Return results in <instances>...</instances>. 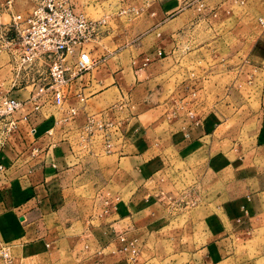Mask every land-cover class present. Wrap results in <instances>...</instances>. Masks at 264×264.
I'll return each mask as SVG.
<instances>
[{
  "label": "crops",
  "instance_id": "crops-1",
  "mask_svg": "<svg viewBox=\"0 0 264 264\" xmlns=\"http://www.w3.org/2000/svg\"><path fill=\"white\" fill-rule=\"evenodd\" d=\"M19 1L13 12L33 5ZM95 6L103 13L87 17L105 22L86 46L99 62L68 84L61 105L19 107L0 142V246L9 244L17 264H58L65 252L83 253L79 264H121L123 238L158 247L149 238L172 219L159 190L184 179L198 190L199 213L218 209L185 220L191 239L195 221L205 264H264V250L241 258L233 244L264 216V163L251 159L264 157V0ZM29 88L6 93L24 98ZM70 104L76 111L64 118ZM80 237L86 244L70 243Z\"/></svg>",
  "mask_w": 264,
  "mask_h": 264
},
{
  "label": "built area",
  "instance_id": "built-area-1",
  "mask_svg": "<svg viewBox=\"0 0 264 264\" xmlns=\"http://www.w3.org/2000/svg\"><path fill=\"white\" fill-rule=\"evenodd\" d=\"M2 5L9 18L0 20V54L6 58L12 80L0 93V142L15 129L13 113L19 107L28 103L36 109L45 100L61 105L68 84L99 62L100 58L90 55L86 42L105 22L104 17H87L70 0H33L26 12H13L12 0H3ZM258 23L264 28L263 18H258ZM24 84L30 85L26 97L6 93ZM75 111L70 104L64 118ZM104 143L108 145L107 140ZM3 174L0 162V180ZM0 264H16L7 245L0 246Z\"/></svg>",
  "mask_w": 264,
  "mask_h": 264
},
{
  "label": "rangeland",
  "instance_id": "rangeland-1",
  "mask_svg": "<svg viewBox=\"0 0 264 264\" xmlns=\"http://www.w3.org/2000/svg\"><path fill=\"white\" fill-rule=\"evenodd\" d=\"M92 2H96V0H88L89 4L87 3L86 7L84 8L78 6L74 8L82 11L84 14H88L94 17L102 14L103 12L97 6H95V8L90 7V4ZM19 3L24 4V0L19 1ZM2 18L4 20L8 19L7 15L5 14H3ZM88 44L89 43H86V45ZM0 56H3V54H0ZM3 62L4 61L0 60V93H3L5 91L12 80L10 79L11 76L7 71L8 65ZM250 107L251 109H253L252 104H250ZM241 119L242 122L245 120L242 117ZM252 131L253 130L251 128L246 129L245 126L241 125L240 132L242 135H245V133H252ZM241 143L243 144L244 149H252L251 141H244ZM260 152L259 153L262 154V151ZM250 158L251 157H249V159ZM251 159H254L255 162L257 160V162L261 164L264 163L263 154L262 157L256 155V157H252ZM209 181L211 185L214 184L212 182L213 180L211 176L209 178ZM151 194V196L158 197V195H154L153 192H151ZM159 196L166 199V203L163 207H167V209L169 208L168 212L169 214L171 213L172 219L165 223L160 232L157 233L156 237L154 235L149 238V240L151 239L154 243L157 242L158 247H155V249L154 247L148 246L142 248L138 243L136 244L137 240L135 239V237L133 239L127 240L123 238V240L118 241V245L122 247L116 253V256L120 257L118 258V260H121V264H205L202 258V253L197 250V243L199 241L196 235L195 221L193 223V231H191V233H193V237L191 239L188 234H185V225H188L185 220L186 218H195L198 214H201V216H203L207 211L208 212L206 213V215L215 214L218 212L217 206L215 204H210L208 205V208L205 207L206 209L199 213L197 209V196H199L198 190H186V188L184 187V179H181V181L178 182L177 186H172V188L166 185L165 189L159 190ZM261 218L262 219L259 221L260 225L258 228L256 226H250L248 224L247 226L245 222L242 223V225H246L247 227H243L241 230H239L238 234L234 236L233 244H235V246H237V248L241 250V252H239L241 258L249 256L251 253H254L256 251L264 250V216H262ZM187 232L190 233V229L187 230ZM84 240V237H80L71 240L70 243L74 244L81 242L80 244L84 245L86 244ZM191 241L192 244L190 245ZM2 244L7 246L9 245L7 243ZM80 255L84 256L83 253H59L58 259L60 261L58 262V264H79ZM16 260H19L18 264L34 263V261H31L29 258L24 257Z\"/></svg>",
  "mask_w": 264,
  "mask_h": 264
}]
</instances>
